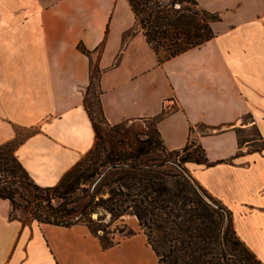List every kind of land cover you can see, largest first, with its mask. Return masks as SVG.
<instances>
[{
	"label": "crops",
	"instance_id": "0c3cea01",
	"mask_svg": "<svg viewBox=\"0 0 264 264\" xmlns=\"http://www.w3.org/2000/svg\"><path fill=\"white\" fill-rule=\"evenodd\" d=\"M198 1L221 13L216 36L160 62L128 0H0V145L31 130L16 155L35 183L57 185L95 146L85 98L98 68L111 124L164 113L157 127L169 150L193 128L211 164L186 167L264 263V147H240L237 132L255 127L264 138V0ZM11 211L0 197V264H122L117 250L137 264L157 256L148 239L104 248L84 223H24Z\"/></svg>",
	"mask_w": 264,
	"mask_h": 264
},
{
	"label": "trees",
	"instance_id": "16d2710c",
	"mask_svg": "<svg viewBox=\"0 0 264 264\" xmlns=\"http://www.w3.org/2000/svg\"><path fill=\"white\" fill-rule=\"evenodd\" d=\"M128 1L160 62L214 38L213 25L222 20L220 12L205 8L198 0ZM99 80L100 69L92 68L85 103L96 131L95 146L57 185L44 187L32 181L16 155L25 137L18 136L0 145V151L14 146L17 162V165L11 164L5 159V153H0V171L3 172L0 197L11 201L10 217L24 223L38 221L67 227L84 223L99 237L104 248H110L116 242L114 236L105 235L114 233L107 232V227L131 215L138 219L159 264H253L244 263L241 256L229 249L230 240L223 226L226 215L234 227L232 211L217 206L209 193L200 195L199 199L193 196V186L188 179L192 177L186 176L190 171L186 163L211 164L205 148L192 137L193 128L183 148L169 150L157 127L164 113L149 119L153 120L149 131L130 125V120L111 124L100 99ZM90 97L95 98L99 106L98 118L90 111ZM240 131L238 128L241 147L249 139L242 140ZM174 156L177 159H171ZM17 168L22 174H18ZM22 189L30 199L24 197ZM79 191L86 193L87 202L71 205L76 203L71 198ZM18 194L25 204L17 200ZM56 198L62 200L57 205L53 203ZM18 208L28 214L25 219L13 215ZM108 215L111 221L104 224ZM125 226L128 227L126 223ZM234 231L236 233L235 228ZM118 232L126 231L118 229ZM132 233L135 232L126 234ZM254 256L257 257L255 253Z\"/></svg>",
	"mask_w": 264,
	"mask_h": 264
},
{
	"label": "rangeland",
	"instance_id": "374dc122",
	"mask_svg": "<svg viewBox=\"0 0 264 264\" xmlns=\"http://www.w3.org/2000/svg\"><path fill=\"white\" fill-rule=\"evenodd\" d=\"M137 28L139 30H142L140 24H137ZM161 49L163 51V47H161ZM89 104H90V111L93 113V115L95 117L98 118V116L100 115V112H99V106L97 104L96 99L90 97ZM249 120H250L249 118L245 119L246 122H249ZM152 122H153V120L142 119V120H138V121H129V124L134 125V127H138V129H142L144 131H149L152 128V124H151ZM202 128L205 132L209 131L205 127H202ZM30 132H31V130H28V129H20L19 130V137H26L28 134H30ZM240 136H241L242 140H244V139L251 140L249 150L261 149L264 147V138L262 137L260 131L255 127H250L247 130H241ZM105 145H107V144H105ZM0 153H3V154L5 153V159H8L11 164L17 165V162H16L15 157H14V146H9V147L5 148L4 150L0 151ZM171 159H177V157L174 156V157H171ZM169 169H172L174 172H179L178 169L174 168V167H169ZM17 172H18V174H22L21 170H19V168H17ZM189 175L193 179H196L190 171L188 174H186V176H189ZM0 177H1V179L3 177L2 171H0ZM192 178L188 177V179L190 180V182L192 183V186H193V192H194L193 196L196 199H199L200 195H206V193H209V195L213 197V201H216L217 206L222 205V206L226 207L222 201H220L213 194H211L206 188H204L197 179L194 181ZM83 186H85V185H83ZM205 189H206V191H205ZM21 191L23 192L24 197L26 199L31 198L25 190L22 189ZM17 200L24 203V204L26 203L24 198H22L19 194L17 195ZM71 200H73V201L76 200V203L75 204L73 203L71 205H74V206L83 205L85 202H87L88 197L86 196L85 192L79 191V192H77V194H75L71 198ZM61 201H62L61 199L56 198L53 201V203L55 205H57ZM226 209H227V207H226ZM13 215L16 217L22 218V219H25L28 216V214L24 210H22L21 208L15 209L13 212ZM97 217H98V214H95L94 218H97ZM110 221H111L110 215H108L107 219L104 220L103 222H104V224H107ZM125 223L128 225V227L125 226ZM223 227H224V231L227 234L228 239L230 240L229 249L233 253H236L239 256H241L244 259L243 260L244 263L264 264L263 262L259 261L258 257L254 256L253 251L250 248H248V246L245 243H243L240 240V238H238L237 234L234 231L233 225H231L229 223V217L226 215H224V226ZM118 229H123L126 232L121 234L118 232ZM106 231L107 232L108 231L114 232L113 234L111 233V234H105V235L108 237L114 236L115 242H116L115 245H117V246L120 243H122L123 241H126L128 238L133 237V236L136 237V241L139 245H141L143 247L147 246V236H146L144 230L140 228V226L138 224V219L134 216L127 215V216H125L124 221L120 219V220L111 222V225L107 227ZM130 231H134L135 233L126 234L127 232H130ZM100 234H104V232L100 231ZM112 257H115L116 259H118V263L121 262L120 258L123 257V258H125V260L123 259L122 264H123V262H126L127 264H137L136 257L135 256L130 257L129 254L126 255L125 250L114 251L112 253ZM142 258H143V260L140 262V264H159L158 258L155 255L150 254L148 256V255L144 254ZM238 263L241 264V262H238Z\"/></svg>",
	"mask_w": 264,
	"mask_h": 264
}]
</instances>
